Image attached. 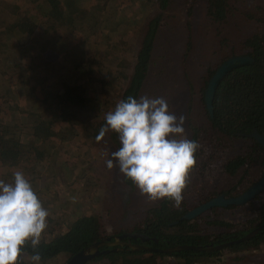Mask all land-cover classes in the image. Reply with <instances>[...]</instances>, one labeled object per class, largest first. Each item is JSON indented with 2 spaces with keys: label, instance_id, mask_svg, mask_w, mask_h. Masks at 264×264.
<instances>
[{
  "label": "rangeland",
  "instance_id": "rangeland-1",
  "mask_svg": "<svg viewBox=\"0 0 264 264\" xmlns=\"http://www.w3.org/2000/svg\"><path fill=\"white\" fill-rule=\"evenodd\" d=\"M227 2L230 5L229 16L227 21L221 23L213 22L206 15L205 0H197L191 15L188 11L190 4L184 0H173L163 11L159 10L154 3L150 5V8L151 6L153 8H151V14H161L162 27L156 35L151 62L152 72L148 80H145L140 96L164 97L171 113L178 117L180 115L185 117L183 126L189 139L191 138L189 126L201 127L203 130L208 128L209 122L201 98L208 72L213 71L226 57L242 53L245 49L243 46L245 36L257 28H264V0H228ZM130 10L127 9V14ZM133 11L137 14V6L133 8ZM111 12L115 13V10L111 9ZM19 13L13 0H0V34L17 20ZM188 19L191 22L190 28H188ZM122 20L121 16L113 18V21ZM142 20L141 18L133 25L130 24L124 38L121 34H114L115 29L111 25L109 27L112 31L110 30L111 33L107 34L109 38L104 37L106 33L100 26L96 28L93 36L86 43H90V54H93L100 63L98 73H90L81 65L76 66L81 58L75 56L79 50L73 42L70 43V48L60 52L52 48L55 40L54 37L47 35V33L51 34L48 23L43 24L47 26L46 28L43 27L35 35L30 36H22L15 29L8 38L11 46L7 47V51L14 53V58H20L22 63L20 62L18 70L12 68L6 70L3 66V62L7 63L6 58L0 57V96L3 103H7L8 100L15 102L17 107L12 106V110L16 108L18 112H6L3 116L8 120L12 115L15 118L19 115L30 118L40 110L38 105L42 106L41 99L45 94L42 91L43 88L55 94L61 93L66 86L80 88L81 85L84 86L85 92L84 95L79 89L82 92L81 95L89 99L84 102V107L95 104L93 107L96 106V108L90 111L96 114L95 122L105 121V114L113 110L116 103L120 101L121 89L126 82L123 74L131 70L133 48L142 39ZM125 21L128 20L125 19ZM60 31L63 34L66 33L58 30ZM189 33L192 40L190 45L187 40ZM82 34L83 32L78 33L79 36ZM120 38L123 39L121 42ZM222 39L225 40L224 44ZM15 40L18 41L16 46H14ZM114 40L118 41L114 50L120 54L124 51L117 61L112 57L110 59L107 51L113 49ZM119 60L121 65H118ZM102 78L111 83L103 87ZM6 91H8L7 94ZM180 92L185 102L177 109L171 97ZM183 98H181L182 101ZM79 136L80 141L76 144L64 145L54 140L51 147L60 145V155L56 157L53 154L41 161L35 157L42 156V148L35 146L36 150H32V154L36 155L31 154L25 163L20 161L18 167H0V179L11 183L13 172L19 170L24 173L43 206L50 212L45 234H48L50 229L65 228L67 223L85 213L97 215L102 235L132 231L138 226V220L144 214L143 210L159 204L164 199L153 202L140 195L139 190L132 183L130 185L126 183L124 176L115 166V161L111 170L107 168L106 160L111 159V153L120 147V144H117L118 135L116 143L111 139L110 133H105L100 140L93 139L90 135L84 137L83 131ZM245 144L246 140L239 138L224 141L223 149L215 148L213 144H204L208 146L212 155L207 159L210 165L207 166L206 162L202 166L199 164L198 173L193 169L189 173L187 187L182 194L187 205H194L210 192L229 191L235 185L240 189L245 188L249 182L260 176L262 169L260 160H257V164L250 163L248 167L241 168L235 175L222 173L217 168L218 164H225L228 161L227 158L242 152ZM44 186H49L52 194L44 193ZM238 211L232 208L225 211L224 215L233 222H238L236 221L239 218ZM247 253L252 258H248L247 254L241 264H264V244L257 250ZM68 258L66 254L60 253L47 264H64ZM196 264H227V256L224 254L219 259Z\"/></svg>",
  "mask_w": 264,
  "mask_h": 264
},
{
  "label": "trees",
  "instance_id": "trees-1",
  "mask_svg": "<svg viewBox=\"0 0 264 264\" xmlns=\"http://www.w3.org/2000/svg\"><path fill=\"white\" fill-rule=\"evenodd\" d=\"M13 1L20 11L19 16L8 29L0 34V57L6 58L7 63L3 62L6 70H9V68L18 70L19 65H21L20 58H14L15 54L7 51V47L11 46V41H8V38L12 32L16 29L22 36L35 35L48 23L51 34L47 33V35L54 37L55 40V45L52 48L60 52L70 48V43L73 42L79 50L75 56L81 58L76 66L80 67L81 65L90 73H98L100 63L93 54H90V43H86L93 36L96 28L100 26L102 31L106 33L104 37L109 38L110 30L112 31L109 27L111 25L115 29L114 34H121L124 38L128 33L130 24L133 25L134 22H138L142 18V39L133 48L131 70L129 73L123 74L126 82L121 89L120 100H122L128 96L138 99L145 77L148 74L149 59H151L155 47L156 35L162 27L161 14H151V3H154L159 10L163 11L168 8L173 0ZM184 1L190 4L188 11L191 15L197 0ZM205 1L206 15L213 22L227 21L230 11L227 0ZM135 6L138 8L137 14H140L139 16L136 11H133ZM128 8L131 10L127 14ZM111 9H114L115 13H112ZM115 16H121L123 20L113 21ZM124 18L128 21H125ZM102 24L104 25L101 26ZM190 26L191 22L188 19V28ZM58 30H63L66 33L63 34L61 31L60 33ZM80 32H83L81 36L78 35ZM187 37L190 45L192 41L191 33ZM122 40L120 38V42ZM222 41L224 44L225 40L222 39ZM17 42V40L14 41V46L17 45ZM58 43H60L59 46ZM117 45L118 41L114 40L113 49H106L110 59L112 57L115 61L120 58V55L124 54V51L120 54L114 50ZM243 46L248 49V55L253 61L232 68L223 77L214 94L212 116L205 110L209 122L208 128L204 130L201 127L196 128L192 131L190 138L199 143H202V139L204 143L213 144L215 148L221 147L223 149V143L227 139L233 141L244 137V140H246L244 150L234 154L231 158H227L228 161L225 164L217 165L219 171L230 175H235L236 172L250 163H258L257 160L264 164V148L256 139L248 136L254 129L259 134L264 135V28H257L254 32L249 33V36H245ZM118 65H121L120 60ZM212 73L213 71L210 72V74ZM101 81L103 87L111 83L105 78H102ZM79 89L85 95L84 86L81 85L80 88L79 86H66L61 93L56 92L55 94L43 88L42 91L45 94L41 99L42 106L41 104L38 105L39 111H36L30 118L19 115L18 119L12 115L9 120L3 114L17 111L16 108L12 110V106L17 107V104L10 102V100L3 103L0 96V167H18L20 161L25 163L30 158L32 150H36L35 146L41 147L43 152L40 158L35 157L38 161L48 159L53 154L57 157L60 155L61 150L60 145L53 146L54 148L51 147L54 140H58L59 143L64 145L76 144L80 141L78 139L82 131L84 137L90 135L91 138L96 139L105 121L95 122L96 114L90 111L96 106L93 107L95 104H92L84 107V102L89 99L84 98ZM69 92L74 94L70 95ZM7 93L8 91H6ZM9 126L14 128L9 129ZM106 133H110L111 139L116 143L118 134L114 131ZM117 144H120L119 139ZM32 155L35 156L36 154ZM125 181L129 185L132 183L130 180L125 179ZM46 192L52 194L49 186L45 187L44 193ZM214 195H216V192H210L200 198L196 204L199 205ZM183 200L179 207H176L174 201L165 198L159 204L146 210L143 226L135 228L134 231L140 230L146 236H149L148 242H142L140 239L133 240L131 237L128 239L147 247L153 246L156 250H152V248L135 251L129 248L109 250L90 261L98 262L106 259V264H195L219 259L220 256L225 254L227 264L229 262L230 264H241L243 258L238 256L240 253L247 252L249 249H257L264 244V227H262L250 238L234 242L219 250L207 252L187 249L173 253L161 252L160 249L168 248L174 244L204 246L209 243L218 244L223 239L235 240V238L242 237L253 228L264 225V191L246 204L228 205L225 208L214 206L192 219L180 220L179 218L186 213L188 208L186 200ZM232 208L239 210V218L236 220L238 222H233L224 215L225 211L232 210ZM100 227L96 214L85 213L67 223L63 229H50L48 234H45L44 231L41 242L35 250L41 256L40 263L47 264L60 253L70 257L88 244L98 241L102 236H105L102 235ZM32 254L33 249L28 244L23 249L20 264H31L29 258Z\"/></svg>",
  "mask_w": 264,
  "mask_h": 264
},
{
  "label": "clouds",
  "instance_id": "clouds-1",
  "mask_svg": "<svg viewBox=\"0 0 264 264\" xmlns=\"http://www.w3.org/2000/svg\"><path fill=\"white\" fill-rule=\"evenodd\" d=\"M97 140L106 132L118 134L120 147L106 160L149 201L169 199L179 207L189 173L196 166L198 141L187 137L185 117L169 111L164 97L139 99L128 96L105 114ZM13 182L0 179V264H20L23 249H33L31 264H40L35 251L48 227L50 212L22 171L13 172Z\"/></svg>",
  "mask_w": 264,
  "mask_h": 264
},
{
  "label": "water",
  "instance_id": "water-1",
  "mask_svg": "<svg viewBox=\"0 0 264 264\" xmlns=\"http://www.w3.org/2000/svg\"><path fill=\"white\" fill-rule=\"evenodd\" d=\"M253 59L247 55L244 56H236L232 55L222 61L213 71L211 77L209 78L203 100H204V106L206 108V111L212 116L213 112V98L216 91V88L219 84V82L223 79V77L234 67L238 65H243L246 63L252 62ZM251 137L256 139V141L264 148V135L259 134L255 129L250 134ZM264 188V173L263 175L254 182L248 189H246L244 192L237 196L224 198L222 195H218L217 197H214L207 201L206 203H203L196 208L188 211L187 213L183 214L179 219H192L193 217L199 215L203 211L214 207V206H226V205H239L242 204L248 200H251L256 197L258 193L262 191ZM264 227V225L260 226L259 228L252 231L250 234H248L245 238L250 237L252 234L259 231L260 228ZM125 236H131V238L136 239L137 237L141 238L142 240H146L147 237L143 235H139L138 233H123L121 235L114 236L113 240H111V236H108L104 239L92 242L85 246L84 248L80 249L73 255H71L68 260L64 264H85L86 262L90 261L92 258H95L96 256L106 253L109 250L108 249H101V247H107V246H117L112 250H122L121 246L126 245L131 248V250H148L146 246L139 245L136 242H125L121 239ZM225 242V241H224ZM220 242L218 244H206V245H192V244H181L176 245L173 247L166 248L163 250V252L166 253H173V252H179L181 250H198V251H213V250H219L223 247L228 246L231 242Z\"/></svg>",
  "mask_w": 264,
  "mask_h": 264
},
{
  "label": "flooded vegetation",
  "instance_id": "flooded-vegetation-1",
  "mask_svg": "<svg viewBox=\"0 0 264 264\" xmlns=\"http://www.w3.org/2000/svg\"><path fill=\"white\" fill-rule=\"evenodd\" d=\"M228 1V0H227ZM246 36H249V34L248 35H246ZM245 48V47H244ZM152 54H153V52H152ZM233 55H236V56H244V55H247V56H249L248 55V49H244V51L242 52V53H239V54H233ZM230 56H232V55H230ZM230 56H228V57H230ZM227 57V58H228ZM250 57V56H249ZM227 58H225V59H227ZM224 59V60H225ZM150 60V64H149V69H148V74H147V76L145 77V80H148V76H149V74H151V62H152V55H151V59H149ZM224 60H222V61H224ZM221 61V62H222ZM220 64V63H219ZM218 64V65H219ZM247 64V63H246ZM217 65V66H218ZM175 66H177V64L175 65ZM216 66V67H217ZM214 71V70H213ZM210 72L211 71H209L208 72V77H207V79L205 80V82H204V86H203V88H202V91H201V98H202V102L204 103V100H203V96H204V92H205V90H204V87L206 88V85H207V82H208V80H209V78L211 77V75L212 74H210ZM186 75V74H185ZM145 80H144V83H145ZM144 83H143V86H144ZM143 86H142V90H143ZM141 93H142V91L140 92V94H139V97H140V95H141ZM139 97H138V99H139ZM181 98H183V97H181V92L180 93H175L174 94V96H172L171 97V99H172V101L174 102V104H175V106L174 107H176L177 109L181 106V104L182 103H184L185 102V100H184V98H183V101L181 100ZM191 100H192V98H191ZM205 107V106H204ZM205 110H206V108H205ZM190 127V129H191V133H192V131H194L196 128L195 127H191V126H189ZM256 130V129H255ZM202 132H203V130H202ZM251 134V133H250ZM250 134L248 135V136H250ZM242 139H244V137L242 138ZM201 141H202V143H200V145H201V148L200 149H198L197 151L198 152H196L195 154H196V159H197V163H196V166L193 168V171L195 172L196 171V173H198V170H199V168H200V166H202L205 162H206V164H207V166L208 165H210L209 163H207V159H208V157H211L212 155H211V152H210V150H209V148H208V146H204V144H207V143H204V141L201 139ZM209 145V144H208ZM219 156V155H218ZM210 160H211V158H210ZM199 164H200V166H199ZM253 164H257L256 162H254ZM262 164V163H261ZM259 165V164H258ZM197 167H199V168H197ZM244 167H248V166H244ZM198 169V170H197ZM263 173H264V164H262V169H261V174H260V176L256 179V180H253L252 182H249V184L247 185V187H245V188H242V189H240V188H237L236 187V185L233 187V188H231L230 190H229V192L228 191H224V192H220V193H216V195H214L213 197H211V198H209L208 200H206L205 202H203V203H206L207 201H209L210 199H212V198H214V197H217L218 195H222L224 198H229V197H233V196H237V195H239V194H241L242 192H244L246 189H248L254 182H256L262 175H263ZM237 190H240V191H237ZM264 191V188L262 189V191L260 192V193H262ZM260 193H258V194H260ZM257 194V195H258ZM256 195V196H257ZM254 199V198H253ZM253 199H251V200H253ZM251 200H248V201H246V202H244V203H242V204H239V205H243V204H246L247 202H249V201H251ZM183 201H185V199L183 200ZM186 202V201H185ZM203 203H201V204H203ZM158 204V203H157ZM156 204V205H157ZM201 204H199V205H201ZM199 205H197L196 204V202L194 203V205H192L191 207L188 205V208H187V211H186V213L188 212V211H190V210H192V209H194V208H196L197 206H199ZM155 206V205H154ZM217 206V205H216ZM226 206H228V205H226ZM218 207H223V208H225V206H218ZM149 208H151V207H148V208H146V209H144L143 211V216H141V218L138 220L139 222V224H138V226L136 227V229L137 228H141L142 226H143V221H144V219H145V212H146V210L147 209H149ZM212 208V207H211ZM211 208H209V209H211ZM209 209H207V210H209ZM207 210H205V211H203L202 213H200L199 215H201V214H203V213H205ZM185 214V213H184ZM199 215H197V216H199ZM213 215H215V214H213ZM239 222H241V221H239ZM262 226V225H261ZM260 227V226H259ZM259 227H255V228H253L252 230H250L249 232H247L245 235H243L242 237H240V238H238V239H236L235 238V240H232V239H230V240H226V239H223V241L222 242H224V243H227V242H231L229 245H231V244H233L234 242L236 243V242H239V241H242V240H245V239H248V238H250L251 236H253L254 234H252L250 237H248V238H245L248 234H250L252 231H254L255 229H257V228H259ZM123 233H138L139 235H143V236H145V237H147V239L146 240H142L141 238H139V237H137L136 239H140L142 242H148V240H149V236H146L144 233H142V231H134V229L132 230V231H120V232H118L117 234H112V235H108V236H111V240H113L114 238V236H117V235H121V234H123ZM108 236H102V238H100L99 240H101V239H104V238H106V237H108ZM129 237H131V236H125V237H123L121 240L122 241H125V242H132L131 240H128L129 239ZM132 239V238H131ZM136 239H133V240H136ZM132 243H134V242H132ZM137 243V242H136ZM138 244V243H137ZM210 244V243H209ZM139 245H141V244H139ZM176 245H181V244H174V245H172V246H169V247H173V246H176ZM228 245V246H229ZM144 246V245H143ZM116 247H119V245H117V246H107V247H101V249L103 250V249H108V250H112V249H114V248H116ZM125 247V248H124ZM147 247V246H146ZM168 247V248H169ZM227 247V246H226ZM121 248L122 249H126V248H129V249H131L129 246H126V245H123V246H121ZM147 248H149V249H151L152 248V250H156V248H154L153 246L152 247H147ZM167 248V247H166ZM166 248H162V249H160V251L161 252H163V250H165ZM148 249V250H149ZM258 249V248H257ZM257 249H249L248 251H253V250H257ZM247 251V252H248ZM246 251L245 252H242V253H240V255H238V256H240L241 258H244L245 256H247V253ZM104 253H102V254H100V255H103ZM100 255H98V256H100ZM236 256H237V254H236ZM237 256V257H238ZM248 258H252V256H249V254H248ZM249 260V259H248ZM106 259H102V260H99L98 262L100 263V264H106ZM233 261V260H232ZM98 262H95V263H98ZM91 263H94L93 261H88V262H86L85 264H91ZM196 264V263H195Z\"/></svg>",
  "mask_w": 264,
  "mask_h": 264
}]
</instances>
